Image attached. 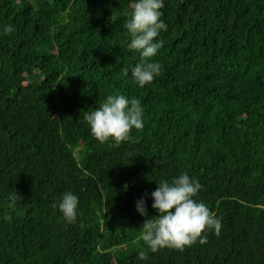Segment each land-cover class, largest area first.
Wrapping results in <instances>:
<instances>
[{
	"label": "trees",
	"instance_id": "16d2710c",
	"mask_svg": "<svg viewBox=\"0 0 264 264\" xmlns=\"http://www.w3.org/2000/svg\"><path fill=\"white\" fill-rule=\"evenodd\" d=\"M164 2L162 72L140 88L135 0H0V264H264V0ZM121 94L144 127L101 144L84 116ZM182 173L221 234L152 253L151 193ZM68 191L72 225L53 207Z\"/></svg>",
	"mask_w": 264,
	"mask_h": 264
},
{
	"label": "clouds",
	"instance_id": "9594fccd",
	"mask_svg": "<svg viewBox=\"0 0 264 264\" xmlns=\"http://www.w3.org/2000/svg\"><path fill=\"white\" fill-rule=\"evenodd\" d=\"M164 7V0H135L131 19L124 25L129 38L127 48L140 57V62L131 70L132 81L140 88L152 84L162 72V65L153 58L164 45L163 39H159L161 33L168 31V25L162 19ZM15 31L12 25H3L0 35ZM84 120L99 143L119 145L133 140V130L143 129L144 109L139 99H129L123 94L110 95L99 107L88 112ZM157 184V189L151 193L152 208L157 215L146 220L141 233L149 251L156 253L167 248L183 252L196 243L207 244L206 233L221 234L222 220L197 199L202 188L198 180L182 173L170 182L160 180ZM11 199L14 202L15 195ZM53 207L58 208L65 223L77 222L79 197L71 191L63 194ZM137 211L148 217L143 198L137 202ZM137 258L147 261V251H139Z\"/></svg>",
	"mask_w": 264,
	"mask_h": 264
}]
</instances>
